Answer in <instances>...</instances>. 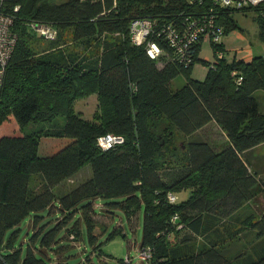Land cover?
<instances>
[{"label":"trees","instance_id":"obj_1","mask_svg":"<svg viewBox=\"0 0 264 264\" xmlns=\"http://www.w3.org/2000/svg\"><path fill=\"white\" fill-rule=\"evenodd\" d=\"M189 1L17 0L19 9L11 11L17 42L1 87L0 126L12 119L21 134L0 137V264H92V255L101 260L97 209L120 210L129 221L143 210L138 251L149 253L140 260L144 264H264V214L254 221L246 218L257 234L249 253L228 256L218 240L222 229L229 232L225 220L261 188L248 156L264 144V111L254 97L264 90V57L228 62L222 45L212 43L219 60L213 68L205 61L203 80L192 78L202 42L184 55L161 31L166 23L185 25L207 6ZM248 10L257 13L264 39V5L218 8L217 22L227 33L237 28L232 13ZM137 18L155 22L150 40L162 49L158 59L130 42L129 26ZM31 22L55 29L54 40L71 28L73 40L85 50L67 53L59 46L33 52L28 41L44 39L30 30ZM179 75L185 84L173 90L171 81ZM239 76L243 81L237 85ZM91 94L96 110L85 118L75 104ZM57 117L65 118L62 126L55 124ZM211 122L225 134L220 148L192 141L178 153L175 132L191 136ZM38 124L50 128L25 132ZM106 134L122 136L123 143L102 150L97 140ZM40 137L66 138L67 143L39 156ZM87 165L91 174L84 181L67 193L56 192ZM181 192L188 197L177 202ZM83 230L92 251L77 263V251L85 249ZM210 236L214 240L201 247L194 244ZM121 261L133 260L126 254Z\"/></svg>","mask_w":264,"mask_h":264},{"label":"rangeland","instance_id":"obj_2","mask_svg":"<svg viewBox=\"0 0 264 264\" xmlns=\"http://www.w3.org/2000/svg\"><path fill=\"white\" fill-rule=\"evenodd\" d=\"M59 2L60 0H55ZM257 13L254 10H248L245 12L236 11L232 13V18L237 24V28H234L227 33H224L218 41V44L222 45L220 51L224 59L230 62L233 58L249 61L254 57H264V39L260 36V27L256 21ZM73 32L71 28H66L58 39L50 42L39 38H32L28 41L29 48L37 53L41 54L45 50L51 47H64L65 52L69 53L74 51L81 53L85 50V46L73 40ZM214 45L209 41H203L201 43L198 60L192 67L191 77L196 80H203L208 67L205 61L210 63V68L215 60H219L216 57ZM159 66V65H158ZM185 84V79L182 75L175 77L171 81V87L176 90ZM259 109L264 111V90H257L254 93ZM97 100L94 94L77 100L75 108L85 118H91L96 110ZM57 126H62L65 123V118L57 117L54 120ZM50 128L47 124L29 125L26 128V133L38 134L39 130H45ZM21 131L18 129L16 123L11 119L5 124L0 126V137L6 135H20ZM210 143L215 146L216 149L220 148L225 143V134L221 131L220 127L211 122L204 126L202 129L196 131L191 136L184 137L181 133L175 132L173 136L174 147L177 148L178 153L182 154L187 148L189 142L202 141ZM66 138H54V137H40L39 138V156H48L66 145ZM182 146L183 149L180 147ZM250 159V172L256 174L259 181L260 189H264V144L259 145L249 154ZM91 174L89 165L83 167L75 176L65 180L56 188L58 194H64L70 191L73 187H76ZM37 180V176L34 177ZM258 190L255 197L251 200L244 202L241 207L233 213L231 220L226 219V228L229 232H225L222 229L223 236L218 239L220 247L223 252L228 256H234L238 253H249L253 244L257 240V234L251 231L248 226L247 217L251 216L253 221L257 220L262 214H264V191ZM176 201H184L188 197V192H181L176 194ZM97 205L102 206L103 201H95ZM97 214L94 219L96 222L95 233L97 236V245H100L101 252L104 257L99 260L96 255H92V264H128L121 261L126 254L131 256V264H144L140 258H137L138 247L141 242L142 236V221L143 210L138 212L137 218H133L130 221L120 210H111L110 212L97 209ZM240 219L236 221V218ZM220 225V222H219ZM241 230L238 235H234L236 230ZM115 230L121 231L115 237L110 238ZM83 239L85 249L77 251V263L80 260H84L87 255L91 253V247L87 243L85 230ZM183 234V233H182ZM181 234V235H182ZM214 240L213 236L209 239L196 238L194 244L197 247L206 244L208 241Z\"/></svg>","mask_w":264,"mask_h":264},{"label":"built area","instance_id":"obj_3","mask_svg":"<svg viewBox=\"0 0 264 264\" xmlns=\"http://www.w3.org/2000/svg\"><path fill=\"white\" fill-rule=\"evenodd\" d=\"M17 0H0V92L4 80L5 69L13 54L17 34L12 30L14 22L13 12L19 9ZM115 3L116 0H113ZM191 4L198 2L202 4L205 2L207 6L203 12L195 16L191 21H187L185 25L174 27L171 24L161 25V31L165 35L166 40L170 46L185 55L189 51L193 43L199 41H209L210 43H217L224 33V28L217 22L216 9H231L243 10L244 8H254L259 5H264V0H190ZM197 3V4H198ZM207 10V11H205ZM30 30L34 31L37 36L46 41H52L56 38V30L47 24L29 23ZM155 32V22L149 18H137L131 21L129 26V40L136 46H143L147 56L151 59H158L162 54V49L159 45L150 40L151 35ZM221 58V54L218 55ZM213 68V65H211ZM236 71L231 73L235 76ZM243 81L242 76L235 79L237 85ZM123 137L119 135L106 134L97 140V146L102 150H107L115 145L123 143ZM175 196L170 195L169 199L173 201ZM176 216L172 221L176 220ZM137 258L141 260L148 259L149 253L146 250L138 251ZM138 258V259H139ZM125 260L129 262L130 258L127 256Z\"/></svg>","mask_w":264,"mask_h":264},{"label":"bare ground","instance_id":"obj_4","mask_svg":"<svg viewBox=\"0 0 264 264\" xmlns=\"http://www.w3.org/2000/svg\"><path fill=\"white\" fill-rule=\"evenodd\" d=\"M17 2V1H16ZM16 4V3H15ZM19 6V5H18Z\"/></svg>","mask_w":264,"mask_h":264},{"label":"crops","instance_id":"obj_5","mask_svg":"<svg viewBox=\"0 0 264 264\" xmlns=\"http://www.w3.org/2000/svg\"><path fill=\"white\" fill-rule=\"evenodd\" d=\"M225 140H226V138H225ZM205 141V140H204Z\"/></svg>","mask_w":264,"mask_h":264}]
</instances>
